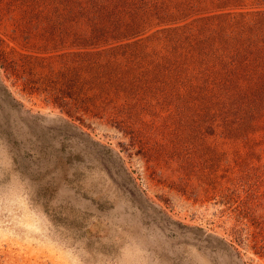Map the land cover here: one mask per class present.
<instances>
[{
    "label": "rangeland",
    "instance_id": "rangeland-1",
    "mask_svg": "<svg viewBox=\"0 0 264 264\" xmlns=\"http://www.w3.org/2000/svg\"><path fill=\"white\" fill-rule=\"evenodd\" d=\"M0 264H264V0H0Z\"/></svg>",
    "mask_w": 264,
    "mask_h": 264
},
{
    "label": "trees",
    "instance_id": "trees-1",
    "mask_svg": "<svg viewBox=\"0 0 264 264\" xmlns=\"http://www.w3.org/2000/svg\"><path fill=\"white\" fill-rule=\"evenodd\" d=\"M219 38H221L223 41H224V39H223V37L222 36H220ZM225 42V41H224ZM226 43V42H225ZM227 43L225 44V47H226V49H227ZM224 45H221L220 47H218V48H221V47H223Z\"/></svg>",
    "mask_w": 264,
    "mask_h": 264
}]
</instances>
